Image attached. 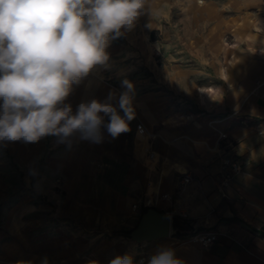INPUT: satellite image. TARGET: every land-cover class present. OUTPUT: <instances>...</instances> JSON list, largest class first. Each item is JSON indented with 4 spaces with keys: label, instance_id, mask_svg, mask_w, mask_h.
<instances>
[{
    "label": "crops",
    "instance_id": "obj_1",
    "mask_svg": "<svg viewBox=\"0 0 264 264\" xmlns=\"http://www.w3.org/2000/svg\"><path fill=\"white\" fill-rule=\"evenodd\" d=\"M176 1L145 0L134 26L122 30L119 39H110L107 66L122 65L128 51L138 55L133 64L141 66L143 45L134 46L142 43L141 33L147 39L165 25ZM223 1L227 9H222ZM213 2L183 0L182 14L188 21L175 22L174 38H148L155 55L165 44L167 61L160 68L159 58L152 57L146 63L149 71L134 78L135 118L129 132L113 139L102 128L99 144L81 140L79 133L70 143L52 135L36 143L0 142L23 163L44 157L30 190L22 192L0 222V264H109L116 256L127 254L134 260L162 248L173 250L183 264H264V0ZM144 19L149 20L148 29ZM103 67L72 85L65 103L73 113L82 102H103L110 91L118 96L126 90L120 71L110 72L111 82L101 79ZM179 82L187 84L183 91ZM160 83L193 100L194 109L175 107L176 95L160 90ZM138 122L155 135L137 133ZM219 131L226 137L219 139ZM150 149L157 155L148 163ZM102 152L110 156L108 162L134 157V165L117 186L96 187L92 181L82 186L85 178H93V171L83 173L84 162L102 159L95 156ZM223 156L236 158L241 169L220 186ZM186 173L191 175L188 181L182 179ZM37 197L45 199L38 208L54 215L64 211L90 230L79 233L68 220L31 216ZM144 199L172 218L186 213L190 228L141 243L119 233L108 238L110 229L136 225ZM198 231H215L216 239L203 246L191 236Z\"/></svg>",
    "mask_w": 264,
    "mask_h": 264
},
{
    "label": "clouds",
    "instance_id": "obj_2",
    "mask_svg": "<svg viewBox=\"0 0 264 264\" xmlns=\"http://www.w3.org/2000/svg\"><path fill=\"white\" fill-rule=\"evenodd\" d=\"M144 8L145 0H0V142L36 143L52 135L70 143L79 133L99 144L102 128L113 139L129 132L130 81L118 96L110 91L103 102H82L75 113L65 100L73 84L107 65L110 39L130 30ZM109 264H133V258L116 256ZM147 264L183 262L162 248Z\"/></svg>",
    "mask_w": 264,
    "mask_h": 264
},
{
    "label": "rangeland",
    "instance_id": "obj_3",
    "mask_svg": "<svg viewBox=\"0 0 264 264\" xmlns=\"http://www.w3.org/2000/svg\"><path fill=\"white\" fill-rule=\"evenodd\" d=\"M195 1L198 4H208V3H214V0H192ZM225 1H223V8H225ZM183 7V0H177L173 3L172 6V15L168 20H164V24L162 25V28L160 30H156V33L150 32L149 37L147 39L144 38L145 33H141L142 38L140 45H136L134 47H137L139 49V46L143 45L142 52L140 55L143 58V64L141 66H136L133 64V60L138 55L133 52V54H129L130 51L127 52V55L125 54V61L124 59L120 62L122 65H111V66H104L103 72L100 70L98 75L106 82H111L112 77L111 71L117 70L121 74H117L120 77L126 78L125 80L130 81L132 85H134V78L136 75L140 72L146 73L149 71V61L152 60V57L159 58L157 60V63L159 64V67L161 68V64L166 63V50H165V44L164 47L159 48V51L156 53V55L153 52V49L150 47V40L149 39H156V40H167L170 38H174V35L172 34V28H175V22L177 21H188V18L184 19L182 10ZM178 14V16H176ZM143 24L145 26V29H148L149 27V20L144 19ZM182 26V23L179 24ZM179 38L182 36V28L179 29ZM149 38V39H148ZM119 39V38H118ZM178 55L180 56V59H182L183 52L182 50L177 51ZM129 55V56H128ZM182 62V61H181ZM163 67V66H162ZM197 72L198 66L195 65ZM165 68V67H164ZM181 68V67H180ZM97 68L94 69L96 72ZM161 71V70H160ZM166 73L165 71H163ZM114 82V81H113ZM112 82V83H113ZM123 82V81H122ZM113 84H116L115 82ZM145 85L149 86L151 83L149 80H147ZM180 87V89L183 91L187 84L183 82L177 83ZM196 84H200L199 81H196ZM160 90L162 91H168L172 94H175L176 98L174 99L175 107L179 109H185L190 107L191 109H194L195 102L191 100L190 98H186L180 94V92H176L173 89L175 88H168L166 83H160L159 85ZM178 96V97H177ZM0 222L2 223L5 215L6 210L8 208H11L15 203H17L19 200H21L19 197L22 196V192L26 191V189H29L32 187L33 182L36 180L37 176L41 172L43 165H44V157H42L39 161L34 163H23L20 161L14 154H12L6 147L3 148V146H0ZM106 148V147H105ZM3 149V150H2ZM7 149V150H5ZM102 149V148H101ZM103 151V150H102ZM96 157H102V159H98L96 161H87L83 164V173L85 175H89L93 171V178H85L84 181L81 183L82 186H88L90 181L93 182V185L96 187L104 186L105 184L117 186L119 185L120 181L122 180V174L126 172V170H130L133 167L134 157H129V162L124 161H115V162H108L107 159L110 158L109 155L102 152L100 155H95ZM104 158V159H103ZM106 158V159H105ZM120 159H124L123 156L120 157ZM128 166V168H127ZM145 200V199H144ZM45 201L42 197H37L36 200H33L35 209H33L30 213L31 216L41 218V217H51L56 219H63L68 220L67 225L71 226V228L79 229V233H83L87 231V229L90 230V228H87L85 225L80 223V221L75 222L74 220H71L69 215L64 214V211L61 214L54 215L53 213L50 214L49 211H46L45 208H38L40 207L39 204H42ZM147 206H150L149 204ZM45 207V206H43ZM54 212V210H53ZM50 214V215H49ZM139 217V215H138ZM70 220V221H69ZM40 228V227H39ZM98 228V226H95V230ZM122 231L128 230L124 228H120ZM96 232V231H95ZM115 234V230L110 229L109 232H106L105 235L108 236V238H112ZM126 239L125 234H123ZM129 240V239H128ZM132 241V240H130ZM135 242V241H134ZM143 242V241H142ZM141 243V242H136Z\"/></svg>",
    "mask_w": 264,
    "mask_h": 264
},
{
    "label": "built area",
    "instance_id": "obj_4",
    "mask_svg": "<svg viewBox=\"0 0 264 264\" xmlns=\"http://www.w3.org/2000/svg\"><path fill=\"white\" fill-rule=\"evenodd\" d=\"M136 131L139 134H143L144 136L151 138L155 135L152 131L148 130L143 123L138 122L136 124ZM226 137V133L223 131H219L218 133V138L223 139ZM156 152L153 149H150L147 152V161L148 163H151L155 158H156ZM220 168H221V180H220V186H225L231 176L235 173L240 171L241 166L238 162V160L234 157L231 156H223L221 159L220 163ZM191 178V175L188 173L184 174L182 179L184 181H188ZM223 194V193H222ZM151 200L150 199H145L142 201L143 206H147L148 204L151 205ZM132 207L135 209L138 207L137 203H133ZM176 219L179 224H190L189 217L186 213H176V216L174 218L171 217V220ZM177 231L181 232V229H178L177 227H172L171 226V232L176 233ZM192 238L195 239L197 242H199L203 246H208L212 241L216 239V232L215 231H198L196 233H193ZM152 256L150 253H144L140 254L133 260V264H140L141 261L144 262V264L147 263L149 258Z\"/></svg>",
    "mask_w": 264,
    "mask_h": 264
},
{
    "label": "water",
    "instance_id": "obj_5",
    "mask_svg": "<svg viewBox=\"0 0 264 264\" xmlns=\"http://www.w3.org/2000/svg\"><path fill=\"white\" fill-rule=\"evenodd\" d=\"M171 223V217L164 210L150 205L140 213L136 225L126 233V237L135 242L167 237Z\"/></svg>",
    "mask_w": 264,
    "mask_h": 264
},
{
    "label": "trees",
    "instance_id": "obj_6",
    "mask_svg": "<svg viewBox=\"0 0 264 264\" xmlns=\"http://www.w3.org/2000/svg\"><path fill=\"white\" fill-rule=\"evenodd\" d=\"M0 148H2V147H0ZM5 150H7V149H5ZM146 208H147V206H143L141 212H143ZM172 225H173L174 228L177 227L178 229H181V230H186V229H189L190 228V225L189 224H186V225L179 224V222L176 219H173ZM129 230H125V231H115V233L125 234L126 235V233ZM175 234H180V233H179V231H177Z\"/></svg>",
    "mask_w": 264,
    "mask_h": 264
}]
</instances>
